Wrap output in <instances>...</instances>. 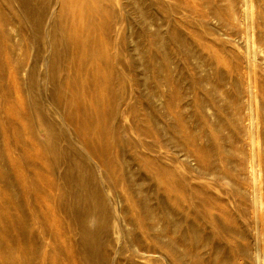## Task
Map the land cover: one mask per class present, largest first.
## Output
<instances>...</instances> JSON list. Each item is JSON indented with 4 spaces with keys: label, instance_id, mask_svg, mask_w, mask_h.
<instances>
[{
    "label": "rangeland",
    "instance_id": "1",
    "mask_svg": "<svg viewBox=\"0 0 264 264\" xmlns=\"http://www.w3.org/2000/svg\"><path fill=\"white\" fill-rule=\"evenodd\" d=\"M31 1L0 0V264H92L99 224L107 264H264V0Z\"/></svg>",
    "mask_w": 264,
    "mask_h": 264
},
{
    "label": "bare ground",
    "instance_id": "2",
    "mask_svg": "<svg viewBox=\"0 0 264 264\" xmlns=\"http://www.w3.org/2000/svg\"><path fill=\"white\" fill-rule=\"evenodd\" d=\"M20 8L26 13L30 14L33 12V14L26 15L27 19L32 23L34 27L39 26V20H40V14L43 7L42 2L38 1H31V0H18ZM132 5V4H131ZM251 8V7H250ZM107 10V9H106ZM46 11V10H45ZM243 11V10H242ZM245 15V14H244ZM46 31V30H45ZM43 36V35H42ZM44 37V36H43ZM51 37V36H50ZM162 37V36H161ZM40 38V37H39ZM254 45V44H253ZM58 43L55 42V51L57 50ZM66 46V45H65ZM67 47V46H66ZM149 48V47H148ZM251 48V46H250ZM67 51V50H66ZM148 51V50H147ZM153 53V52H152ZM69 54V53H68ZM109 55V54H108ZM111 56V55H110ZM134 60V59H133ZM132 62V61H131ZM46 63V61H45ZM47 69V68H46ZM58 70V69H57ZM79 70V68L77 69ZM74 73V72H73ZM30 74V73H29ZM68 75V74H67ZM171 78V77H170ZM84 79V78H83ZM166 79V78H165ZM187 79V78H186ZM193 80V79H192ZM110 81V80H109ZM196 82V81H195ZM35 86V85H34ZM34 89V88H33ZM41 90V89H39ZM155 90V89H154ZM41 93V92H40ZM44 94V93H43ZM54 94V93H52ZM181 97V96H179ZM48 101V100H47ZM178 102V101H177ZM204 104V103H202ZM133 107V106H132ZM129 110V109H128ZM248 123V122H247ZM249 126V125H248ZM251 126V123H250ZM249 126V127H250ZM248 127V128H249ZM251 129V128H250ZM103 144V143H102ZM155 146V145H154ZM114 148V146H112ZM123 147V146H122ZM156 147V146H155ZM158 147V146H157ZM58 149V148H57ZM156 149V148H155ZM250 150V149H249ZM46 151V150H45ZM56 151V149H55ZM65 151V150H64ZM42 153V152H41ZM68 158V157H67ZM252 158V157H251ZM251 165V164H249ZM250 167V166H249ZM71 169L65 170L62 173V178L65 184L70 186V192L69 194H72L70 196L71 199L67 204H65V208L68 209L69 212L72 214L83 216L87 213H98L101 208L103 207V203L99 204L98 201L93 200L94 192L91 191V183L93 182V174L88 170L87 167H85L86 170H82L81 164L73 159L71 162ZM251 168V167H250ZM253 171V168H251ZM59 171V170H58ZM251 171V170H250ZM259 171V170H258ZM253 176V175H252ZM254 178V177H253ZM59 179V178H58ZM143 181V180H142ZM155 182V181H154ZM137 183V181H135ZM135 185V184H134ZM81 187L84 189L82 193H75L72 189V187ZM137 186L139 187L140 184L137 183ZM37 187V186H36ZM103 187V184H102ZM252 190V189H251ZM253 193V192H252ZM253 194L252 196H254ZM59 196V195H58ZM56 197V196H55ZM118 200V199H117ZM144 201L145 198H144ZM255 202V201H254ZM61 203V201H60ZM64 203V202H63ZM121 205V200L119 199L117 202V205ZM63 206V205H62ZM124 210L123 206L120 207V211L122 212ZM151 212V211H150ZM112 214V213H111ZM110 214V215H111ZM159 217V215H158ZM264 217V216H263ZM101 218V217H100ZM168 221V220H167ZM169 222V221H168ZM167 224V223H166ZM172 225V224H171ZM151 228V227H150ZM172 228V227H171ZM174 228V227H173ZM186 228V227H185ZM107 226L99 224L94 230L91 228H88L87 226H81L80 231V244L81 249H83L84 253L87 255V261L92 264H107L106 259H101L100 256H98V245H97V236L99 234L102 235L106 232ZM154 229V228H153ZM192 230V229H191ZM114 231V230H112ZM262 231V230H261ZM108 232V231H107ZM200 234V233H199ZM185 235V234H184ZM197 235V234H196ZM199 236V235H198ZM15 237V236H14ZM197 243V242H196ZM198 246V245H197ZM205 246V245H204ZM157 252V251H155ZM161 252V251H160ZM257 252V250H256ZM152 253V252H151ZM146 256V255H145ZM140 257V256H139ZM149 257V256H148ZM111 259V258H110ZM258 260V259H257ZM81 262V261H80ZM205 262V261H204ZM213 263V262H212ZM83 264V263H82ZM263 264V263H262Z\"/></svg>",
    "mask_w": 264,
    "mask_h": 264
}]
</instances>
